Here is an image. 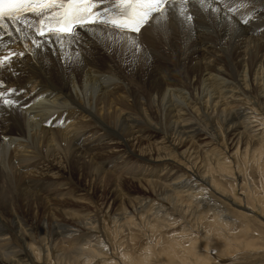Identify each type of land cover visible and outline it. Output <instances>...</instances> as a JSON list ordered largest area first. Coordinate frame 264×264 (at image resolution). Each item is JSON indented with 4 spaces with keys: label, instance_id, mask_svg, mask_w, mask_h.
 Here are the masks:
<instances>
[{
    "label": "bare ground",
    "instance_id": "6f19581e",
    "mask_svg": "<svg viewBox=\"0 0 264 264\" xmlns=\"http://www.w3.org/2000/svg\"><path fill=\"white\" fill-rule=\"evenodd\" d=\"M180 4L139 33L89 25L51 43L5 20L0 57L17 55L0 91L16 106L0 104V264H226L259 250L206 191L264 221L238 170L264 165V0H185L191 21ZM129 162L139 174L126 180ZM105 222L160 238L115 259Z\"/></svg>",
    "mask_w": 264,
    "mask_h": 264
},
{
    "label": "snow or ice",
    "instance_id": "6c2138e0",
    "mask_svg": "<svg viewBox=\"0 0 264 264\" xmlns=\"http://www.w3.org/2000/svg\"><path fill=\"white\" fill-rule=\"evenodd\" d=\"M167 4L168 0H113L110 4L108 0H0V28L8 32L7 20L16 27V31L22 32L18 25L23 24L26 28L34 29L35 34L47 43H51L53 37L58 42L65 38L73 39L77 35V28L98 24L118 32L139 33L154 14H158L155 16L157 22L166 17ZM28 14L38 19L33 20ZM179 14L187 21L192 19L185 14V0H181ZM11 34L8 32L9 36ZM32 43L36 47L41 46L38 40L33 39ZM13 55L17 54L9 53L0 57V67L10 61ZM3 87V82H0V88ZM13 92L14 89L0 91V104L15 107L16 101L10 98Z\"/></svg>",
    "mask_w": 264,
    "mask_h": 264
},
{
    "label": "rangeland",
    "instance_id": "374dc122",
    "mask_svg": "<svg viewBox=\"0 0 264 264\" xmlns=\"http://www.w3.org/2000/svg\"><path fill=\"white\" fill-rule=\"evenodd\" d=\"M228 10L230 13H232L233 15L236 16V19L252 18L254 15L252 12H245V13H241V14L236 15L237 6H235V5L230 6ZM145 41L146 40H144V42ZM155 43H156V47H159L160 49H161V47L163 48L162 43H158V44H157V42H155ZM115 58L117 59V61H120L119 57H115ZM122 58H123V56H122ZM98 63L103 65L102 60H98ZM253 162H255V161H253ZM253 162H250L249 165L245 166L244 163L241 161V159H240V161L238 160V163H239L238 170H239V173L241 172L240 174L242 175L241 176L242 177L241 182L245 183L246 186L248 185L247 187H249V190L251 189L250 190L251 194H252V192L256 191L255 193L258 196H264V165H260V164H257V162H255V163H253ZM127 167H128L127 169H125L124 165L119 167L120 169L123 168V170H125V172H124L125 175H123V176L126 180H129L132 174H136V173L139 174V170L135 164H132L131 162H129V163H127ZM141 171H142V169L140 170V172ZM154 175L156 176V173H154ZM214 177L217 180V182L226 191L231 192V191L235 190L234 193H238V194L241 193L239 190V184L237 186L236 182L234 183V181L232 179L223 180L222 177L215 176V175H214ZM234 185H236V186H234ZM129 188L133 192H136V191L138 192V190H139V189L138 190L136 189L137 188L136 184H133V183H131L129 185ZM241 190H242V188H241ZM35 192H38V189H36ZM206 192L208 194L207 196H209L213 201H215L217 204H219V206L224 208V210H226L227 213L229 212L228 215L230 216L231 221L232 220L235 221L236 222L235 224H237L238 226L242 225V226H240V228H243V229L247 228L248 232L250 233V238L252 237L251 239L255 240V242H256L254 244V247H257V248L259 247L258 248L259 250L255 251V252L244 251L243 253L238 254L237 257H235L233 260H231L229 263H226V264H264V221L262 219H260L259 217H257L256 215H254L248 211L239 210L236 207L233 208V207L229 206L228 202L223 200L219 195H217L211 189H207ZM242 192H243V190H242ZM243 199H245V198L243 197ZM245 202L247 203V205L252 204L251 202L246 201V199H245ZM211 219L213 220V217L210 216V217H208V219L206 221L207 222L212 221ZM207 222L203 223V225H206ZM238 222L240 223V225ZM247 224H248V226H247ZM237 225H236V227H233L230 230V232L236 233L239 230ZM244 225H246L247 227L246 226L244 227ZM102 228H103V230H102L101 235H103L105 237V239H107V241L109 243L108 244L109 249L111 250V253L113 255L112 257L115 259L119 256L118 254H122V253L127 254V255L129 254L130 256H134V257L138 258V256L147 247H149V245H151V243L155 244L159 240L158 238H160V236L158 235L159 234L158 232H154V231L150 230V232L151 231L152 232L148 233L146 231V229H132V230H130L126 233H122L121 235L118 236V234H114V226L113 225H111V226L107 225V222H105L102 225ZM171 231H173V230L163 232L162 236H164L165 234H167L166 236H169L170 234L173 235L171 233ZM178 232H180V230H178ZM121 244H123V246ZM158 249L160 251V247H158ZM106 253L111 255L108 251ZM109 255H108V257H110ZM110 261L112 262L113 259ZM220 261L221 260L219 259V260H216L214 263L215 264H225V263L220 262ZM222 261H223V259H222ZM70 262L68 263V261L67 262L65 261V263H67V264H74V263H70ZM100 262L101 261H99V263ZM51 263L55 264V263H53V261ZM94 263L95 262H92L91 264H94ZM117 263L119 264L120 262H117ZM153 264H157V263L154 262Z\"/></svg>",
    "mask_w": 264,
    "mask_h": 264
}]
</instances>
